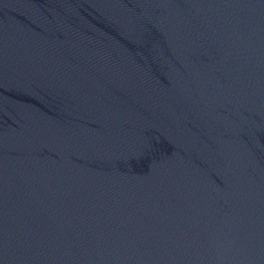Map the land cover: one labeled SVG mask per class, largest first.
Returning <instances> with one entry per match:
<instances>
[{
	"label": "water",
	"instance_id": "water-1",
	"mask_svg": "<svg viewBox=\"0 0 264 264\" xmlns=\"http://www.w3.org/2000/svg\"><path fill=\"white\" fill-rule=\"evenodd\" d=\"M0 264H264V0H0Z\"/></svg>",
	"mask_w": 264,
	"mask_h": 264
}]
</instances>
